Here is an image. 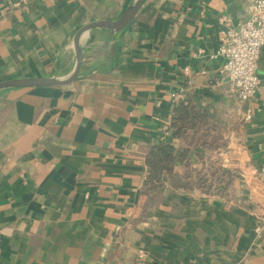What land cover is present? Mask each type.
<instances>
[{
	"label": "crops",
	"instance_id": "crops-1",
	"mask_svg": "<svg viewBox=\"0 0 264 264\" xmlns=\"http://www.w3.org/2000/svg\"><path fill=\"white\" fill-rule=\"evenodd\" d=\"M137 0H0V82L68 79ZM247 0H143L77 76L0 90V264H264V45L251 121L220 70ZM188 69V70H186ZM206 118L170 127L172 93ZM176 147L157 190L147 155Z\"/></svg>",
	"mask_w": 264,
	"mask_h": 264
},
{
	"label": "built area",
	"instance_id": "built-area-1",
	"mask_svg": "<svg viewBox=\"0 0 264 264\" xmlns=\"http://www.w3.org/2000/svg\"><path fill=\"white\" fill-rule=\"evenodd\" d=\"M27 1L16 0L14 5L25 4ZM219 22L223 28L217 55L224 59L220 72L231 83L239 100L248 105L244 113V121L248 122L253 119V104L260 88L258 62L264 45V0H247V16L238 27L233 25L229 14H222ZM172 99L179 104L184 102L185 97L175 92L172 93ZM260 170L264 184V163Z\"/></svg>",
	"mask_w": 264,
	"mask_h": 264
},
{
	"label": "trees",
	"instance_id": "trees-1",
	"mask_svg": "<svg viewBox=\"0 0 264 264\" xmlns=\"http://www.w3.org/2000/svg\"><path fill=\"white\" fill-rule=\"evenodd\" d=\"M209 109L203 110L196 108L191 102H180L174 109L171 120V129L174 137H181L188 129L195 128L202 122L208 114ZM176 158V147L162 141L154 145L148 152L147 165L149 173L145 181V186L149 189L157 190L161 184V176L164 171L170 173Z\"/></svg>",
	"mask_w": 264,
	"mask_h": 264
},
{
	"label": "water",
	"instance_id": "water-1",
	"mask_svg": "<svg viewBox=\"0 0 264 264\" xmlns=\"http://www.w3.org/2000/svg\"><path fill=\"white\" fill-rule=\"evenodd\" d=\"M143 0H137L134 4L128 7L121 17L115 21H96L82 27L76 34L75 45L78 53V64L74 73L66 80H57L54 78H25V79H11L0 82V90L14 87H34V86H46V85H62L72 81L78 74L81 66L82 54L79 47V38L81 34L94 27H106L115 30H121L125 28L133 19L137 10L141 6Z\"/></svg>",
	"mask_w": 264,
	"mask_h": 264
}]
</instances>
